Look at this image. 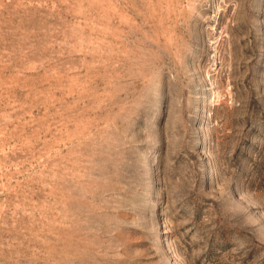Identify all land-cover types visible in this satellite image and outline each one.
<instances>
[{"label":"rangeland","instance_id":"obj_1","mask_svg":"<svg viewBox=\"0 0 264 264\" xmlns=\"http://www.w3.org/2000/svg\"><path fill=\"white\" fill-rule=\"evenodd\" d=\"M0 264H264V0H0Z\"/></svg>","mask_w":264,"mask_h":264}]
</instances>
